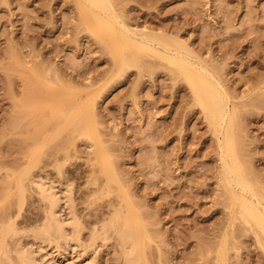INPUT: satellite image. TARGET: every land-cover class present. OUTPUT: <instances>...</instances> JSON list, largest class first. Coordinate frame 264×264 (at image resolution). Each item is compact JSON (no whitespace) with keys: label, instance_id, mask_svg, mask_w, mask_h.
Returning <instances> with one entry per match:
<instances>
[{"label":"rangeland","instance_id":"obj_1","mask_svg":"<svg viewBox=\"0 0 264 264\" xmlns=\"http://www.w3.org/2000/svg\"><path fill=\"white\" fill-rule=\"evenodd\" d=\"M110 1L128 29L179 44L218 80L264 206V0ZM140 61L116 73L76 0H0V225L29 231L44 219L32 188L18 189L32 156V176L59 193L69 185L92 264H126L129 217L143 231L141 258L129 264H264L254 230L230 206L219 137L188 85L163 61ZM86 121L94 140L81 132ZM107 223L105 240L89 243Z\"/></svg>","mask_w":264,"mask_h":264},{"label":"bare ground","instance_id":"obj_2","mask_svg":"<svg viewBox=\"0 0 264 264\" xmlns=\"http://www.w3.org/2000/svg\"><path fill=\"white\" fill-rule=\"evenodd\" d=\"M76 5L84 29L105 45L113 58L116 73L131 66L138 67L141 57L146 55L163 61L188 85L195 105L203 111L214 135L219 137L216 142L222 164L220 171L230 206L239 219L254 230L259 245L264 248V206L257 185L241 162L235 110L230 108L229 98L218 80L201 62L192 57L191 60L189 54H183L179 44H171L158 35L128 29L121 22L110 0H76ZM84 111L90 113L92 106L88 104ZM84 111L77 110L74 115H83ZM81 132L93 140L96 138L90 122L81 125ZM31 157L19 174L18 189L23 195L30 186L45 204V216L40 225L33 226L29 231H18L20 229H15L12 223L0 225V264H58L59 259H65L69 264H92L88 261L93 259L89 254L92 249L82 244L79 238L83 230L81 232L79 220L74 215L76 212H73L69 185L65 184L66 187L59 193L56 184L47 181L48 178L44 180L32 176L38 159ZM101 161L105 162L103 157ZM63 165L54 167L58 176L62 174ZM125 223L129 227L120 234V240L122 255L125 263L129 264L132 258H135V262L141 258L143 231L130 217ZM110 227L107 223L101 226L100 231L97 228L98 231L93 230L89 243L94 245L95 240H105V233ZM26 237L31 238L35 245L25 247L23 241ZM9 240H15L12 246Z\"/></svg>","mask_w":264,"mask_h":264}]
</instances>
